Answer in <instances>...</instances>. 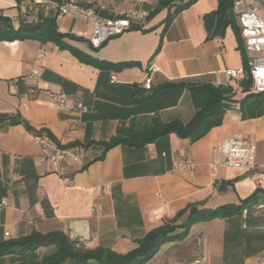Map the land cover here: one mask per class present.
Here are the masks:
<instances>
[{
    "label": "crops",
    "instance_id": "0c3cea01",
    "mask_svg": "<svg viewBox=\"0 0 264 264\" xmlns=\"http://www.w3.org/2000/svg\"><path fill=\"white\" fill-rule=\"evenodd\" d=\"M20 1L0 0V14L15 27L45 28L54 18L58 31L70 34L64 38L67 45L100 60L135 64L100 69L53 41H0V116L19 114L33 129L51 132L62 146L94 142L71 148L53 142L50 153L64 152L55 163L23 122L0 120V240L34 229L61 230L86 248L104 246L126 253L165 219L183 223L191 205L214 209L239 204L257 188L264 193V115L243 119L238 110L227 111L220 126L195 142L171 133L143 147L114 146L98 159L104 147L97 141L130 136L150 116L189 122L195 107L181 84H230L235 99L244 96L225 73L243 66L234 30L228 26L223 35L209 37L205 26L204 16L217 9L219 0H198L166 30L174 8H164L98 49L89 44L92 27L82 20L56 17L40 8L22 9ZM78 1L105 7L111 17L136 8L133 0ZM157 4L147 0L144 8L150 12ZM246 7H258L264 18V0H244ZM151 64L157 69L147 88ZM17 77L27 79L11 84ZM166 83L175 85L164 87ZM55 94L64 95L67 103H55ZM234 134L254 139L255 170L215 163L221 157L218 147ZM74 148L78 160L71 153ZM245 217L198 222L184 240L164 244L146 264H264V237L239 234ZM49 251L8 255L0 264H36Z\"/></svg>",
    "mask_w": 264,
    "mask_h": 264
},
{
    "label": "trees",
    "instance_id": "16d2710c",
    "mask_svg": "<svg viewBox=\"0 0 264 264\" xmlns=\"http://www.w3.org/2000/svg\"><path fill=\"white\" fill-rule=\"evenodd\" d=\"M53 1L61 2L63 0ZM197 1L158 0L155 9L149 12L147 18H151L164 8H174L167 17L166 30L176 15ZM233 5L234 0H219L217 9L206 14L204 22L209 37L223 35L228 26H231L234 30L239 42L245 69L244 78L238 80L237 84L244 96L240 99H235V89L230 84L215 85L211 82L178 84V86L187 87L195 107V113L189 122L185 123L179 119L163 121L158 115L150 116L146 124L140 129L134 130L130 136H115L109 141H97L96 143L104 147V152L98 159L102 158L104 153L114 146L124 144L132 147H143L171 133H176L179 137L188 138L191 142H195L205 136L213 127L220 126L228 110H238L243 119L264 115V92H256L253 88V78L248 66L249 55L244 48L241 29L236 21ZM101 13L107 16L104 10ZM139 27L138 25L134 26V28ZM69 35L58 31L54 18L45 28L32 24H21L15 27L8 17L0 14V41L18 39H37L41 42L53 41L61 48L69 49L79 61L100 69L118 70L135 64V62L111 63L94 58L64 43V38ZM173 85L175 84L166 83L164 87ZM0 120H9L11 123L23 122L27 129L33 131L36 135L47 134L61 148H71L79 145L88 147L94 143L81 144L73 142L62 146L51 132L44 129L40 131L33 129L19 114L14 116L3 114L0 116ZM256 207H264V193L261 188H257L254 193L239 204L222 205L214 209H202L197 205H191L187 209V218L183 223L177 224L176 218L165 219L161 225L139 238L136 241L137 246L126 253H120L104 246L86 248L79 241L71 239L61 230L43 233L34 229L30 233L16 238L0 240V258L12 254L26 255L31 252L36 253L41 248H49L50 251L36 264H146L156 256L164 244L184 240L194 224L215 218H230L235 215H243L245 211H252Z\"/></svg>",
    "mask_w": 264,
    "mask_h": 264
},
{
    "label": "built area",
    "instance_id": "2783aa9c",
    "mask_svg": "<svg viewBox=\"0 0 264 264\" xmlns=\"http://www.w3.org/2000/svg\"><path fill=\"white\" fill-rule=\"evenodd\" d=\"M133 2L136 5L134 10L117 17L103 15L101 11L105 7L85 5L78 0H63L61 2L53 0H31L28 5L20 2L18 6L22 9L27 8L29 10L40 8L44 12H52L56 17L71 15L82 20L92 27V34L88 41L89 44L91 47L98 49L111 38L133 29L134 26L143 22L148 17L149 12L144 8L147 0H133ZM243 3L244 0H234L233 8L236 14V20L241 29L244 48L249 55L248 66L253 78V88L256 92H264V18L259 14L258 7L242 8ZM156 69L154 64L148 67L145 77V86L147 88H151L152 73ZM225 73L231 79L235 80L237 84L238 80L244 78L245 69L242 66L237 69H227ZM31 77L29 76V78ZM25 79L27 77H17L12 79L10 83L16 84ZM52 100L59 105L67 103V98L62 94L53 95ZM78 106L84 111L86 110L82 104L79 103ZM36 136L42 144L44 153L49 154L53 162L57 163L58 160L64 158V152L56 151L53 154L50 153L54 144L47 134L43 133ZM256 150L257 146L253 138L244 136L243 134H234L231 137L225 138L218 147L217 153L221 157L215 163L228 167L255 170L257 167ZM75 151L76 149L74 148L71 150V153L74 159L78 160L80 155ZM182 163H189V160H184ZM6 235H9V233L7 232Z\"/></svg>",
    "mask_w": 264,
    "mask_h": 264
},
{
    "label": "rangeland",
    "instance_id": "374dc122",
    "mask_svg": "<svg viewBox=\"0 0 264 264\" xmlns=\"http://www.w3.org/2000/svg\"><path fill=\"white\" fill-rule=\"evenodd\" d=\"M31 0H21L20 2L24 5L30 4ZM17 4V3H16ZM244 214L246 217L244 218L245 229L242 228L239 231V234L242 235H252L256 237H264V207H256L252 211H245ZM241 216V215H239ZM250 263H255L250 262ZM225 264H231L230 262H225Z\"/></svg>",
    "mask_w": 264,
    "mask_h": 264
}]
</instances>
